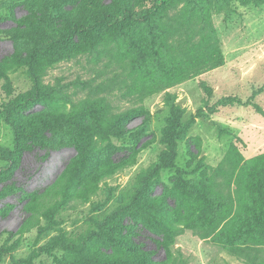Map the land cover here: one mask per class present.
<instances>
[{
  "label": "rangeland",
  "instance_id": "rangeland-1",
  "mask_svg": "<svg viewBox=\"0 0 264 264\" xmlns=\"http://www.w3.org/2000/svg\"><path fill=\"white\" fill-rule=\"evenodd\" d=\"M129 1L136 8L152 4L150 0ZM111 2L0 0V146L14 148L13 129L4 120L3 106L32 88L20 57L50 40L45 31L48 25L80 17L90 3ZM211 20L214 33L209 41L202 33L194 39L198 47L193 52L183 44H176L174 51L181 68L192 73L198 68L199 72L159 91L154 79L129 78L123 56L116 49L110 54H78L47 69L44 80L54 88L61 108L70 110L84 98L104 96L114 112H133L126 122L127 131L97 142L95 154L100 164L118 163L132 155L136 160L99 181L89 200L75 196L53 208L49 217L47 211L39 212L36 207L49 198L50 188L76 159L74 131L59 127L48 132L47 145L27 149L11 169L9 162L0 158V264H56L57 258L77 261L97 248L124 253L108 235L101 234V228L110 231L114 227L118 219H108L109 214L130 204L144 178L151 180L152 194H160L180 172L194 179L200 174L199 166H217L233 146L247 159L264 154V3L225 4L217 0L211 8ZM213 41L221 52L216 66L210 65ZM192 57L197 58L190 63ZM228 96L241 103L219 106L215 112L208 109ZM42 107L35 104L30 112ZM193 117L195 121L185 130ZM170 119L184 132L177 140L175 160L158 168L169 150L163 130L171 125ZM132 148L139 151L134 155ZM132 216L141 220L134 210L123 221L133 227L143 225ZM171 220L181 227L178 219L171 216ZM146 230L139 231L135 240L165 264H254L209 238H201L191 228L175 235L167 247L158 242L160 236ZM52 240L72 248L49 250ZM33 253L38 256L26 263Z\"/></svg>",
  "mask_w": 264,
  "mask_h": 264
},
{
  "label": "trees",
  "instance_id": "trees-1",
  "mask_svg": "<svg viewBox=\"0 0 264 264\" xmlns=\"http://www.w3.org/2000/svg\"><path fill=\"white\" fill-rule=\"evenodd\" d=\"M216 1L150 0L151 6L139 8L129 0L90 3L80 17L48 25L45 31L50 40L20 57L27 67L32 88L3 106L4 120L13 129L14 148L0 146V158L7 160L11 169L27 149L47 145V133L59 127L74 131L78 148L76 159L50 188L49 198L41 201L43 205L36 207L37 211H47L50 217L53 208L67 204L75 196L89 200L99 181L136 160L132 155L118 163L100 164L95 154L97 142L119 137L127 131L126 122L133 112H114L104 96L84 98L70 110L61 108L54 88L44 80L47 69L78 54H110L116 49L123 56L121 61L128 69L129 78L154 79L158 91L168 88L199 72L198 68L193 70L194 73L181 68L174 51L176 44H183L193 52L198 47L194 39L202 33L209 41L214 33L211 8ZM219 1L225 4L231 1L264 3V0ZM210 47V65L216 66L221 60V52L215 41ZM196 58L192 57L189 62L193 63ZM167 62L169 68L165 69ZM0 71L3 70L0 68ZM156 71L162 75L156 76ZM235 103L241 101L233 96L222 97L208 109L215 112L219 106ZM35 104L43 107L30 112ZM200 115L201 111L197 116ZM169 122L171 125L163 130L169 150L160 159L158 168H166L175 160L177 140L184 132L178 131L171 119ZM137 151L132 148L134 155ZM198 169L200 174L194 179H188L180 172L160 194H152L151 180L144 178L130 204L109 214L108 219L118 220L110 231L101 228V234L108 235L110 242L124 253L97 248L82 260L57 258L56 264H165V261L155 260L152 251L144 249L135 237L139 231L147 229L160 236L158 242L167 247L184 228L193 229L201 238H209L245 261L264 264V154L247 159L233 146L217 166H199ZM33 195L42 197L43 194ZM134 210L141 220L132 217L143 225L133 227L123 221L124 216ZM171 216L179 220L180 228ZM56 247L70 250L72 245L52 240L47 249ZM36 256L38 253L31 254L25 262L30 263Z\"/></svg>",
  "mask_w": 264,
  "mask_h": 264
}]
</instances>
